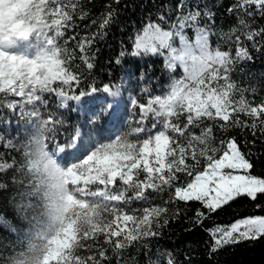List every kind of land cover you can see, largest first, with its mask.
<instances>
[{"label":"snow or ice","instance_id":"obj_1","mask_svg":"<svg viewBox=\"0 0 264 264\" xmlns=\"http://www.w3.org/2000/svg\"><path fill=\"white\" fill-rule=\"evenodd\" d=\"M4 4H8L9 10L0 7L3 13L0 16V109H19L24 122L39 130L43 143L53 145L52 152L64 161L69 181L81 197L77 203L82 208H88L87 201H94L103 209L102 223L79 235L66 229L63 237L51 240L52 247L44 264H105L111 260L109 249L119 256L135 241L158 236V230L168 223L169 209L151 206V193L168 191L169 201L165 204L200 202L208 213L239 196L256 200L257 194H264V177L251 174L253 165L235 138L222 139L216 146L213 126L202 127L205 121L219 122L224 130L239 127L250 130L253 136L264 135V99L259 103L250 101L245 93L255 94L256 89L239 87L231 79L236 62L252 59L241 36L257 51L261 47L257 38H264V29L253 30L245 17L264 16V0H236L228 9L238 15L240 26L225 41L235 45L234 56L230 51L210 47L209 29L198 24L200 11L179 16L171 30L162 29L158 23L147 24L136 35L131 55L163 56L166 50L167 69L174 72L182 68V78L173 80L166 95L150 98L147 104L132 97L129 128L115 139L94 142L89 132L84 140V134L77 128L63 143L57 142V133L64 121L49 109L51 97L56 98L60 108L67 107L69 101L90 98L84 102L90 106L92 123L104 121L103 131L94 130L108 135L107 126L117 120L119 109L107 102V96L98 94L115 97L118 90L114 91L110 84L97 87L95 80L88 84L87 90L80 88L83 74L70 70L68 61L72 57L58 44V39L64 36L63 29L70 26L78 0H0V6ZM114 15L108 11L99 23L100 31L91 38L84 37L77 45L88 70L95 65L94 56L90 57L87 49L96 36L103 38V30ZM205 15L211 19V13ZM160 20L165 21L164 16ZM189 27L195 29V43H189L183 34ZM30 36L39 42L34 58L7 51L16 40ZM177 37L180 47L172 43ZM124 55L122 51L120 56ZM76 89H80L78 94ZM240 114L248 119H240ZM149 116L155 121L151 128L145 124ZM158 124L160 129L153 133ZM195 129H200L199 134ZM7 147L15 145L8 142ZM16 166L14 157L9 163L0 153V173L13 168L17 171ZM180 174L191 179L177 186ZM4 187L0 184V189ZM133 201H143L149 206L130 208ZM178 215L179 209L172 214L173 218ZM196 215L198 221L206 218L200 210ZM211 234L213 251L241 240L264 237V215L239 219L228 228L216 227ZM81 249H87L90 254L81 255ZM167 264L174 262L169 258Z\"/></svg>","mask_w":264,"mask_h":264},{"label":"trees","instance_id":"obj_2","mask_svg":"<svg viewBox=\"0 0 264 264\" xmlns=\"http://www.w3.org/2000/svg\"><path fill=\"white\" fill-rule=\"evenodd\" d=\"M182 3L183 7H180ZM235 3L236 0H78V8L73 13V19L69 22L70 26L63 29L64 36L58 39V44L66 48L72 57L68 61L70 70L83 74L80 88L87 90L88 84L95 80L97 87L110 84L114 91L118 90L115 97L108 94L98 95L107 96V102L115 104L113 107H117L119 111L117 120L107 126L108 135H101L94 129L104 130L103 119L94 125L93 116L88 110L90 106L84 102L90 98H84L80 102L69 101L67 107L60 108L56 98L51 97L49 109L64 121L58 128L57 142H66L77 128L84 134V140L88 139L89 132L94 142L115 139L116 135L126 132L129 128L132 97H135L139 103L147 104L150 98L166 95L173 80L181 77L179 68L173 72L165 66L166 54L163 56L131 55L136 35L141 33L149 23H158L162 29L171 30L172 24L178 23L179 16L187 15L189 11H200L201 17L198 24L200 27L209 29L210 47L230 51L234 56L235 45L225 41L233 29L240 27L238 15L228 11ZM108 11H113L115 15L109 26L103 30L105 33L103 38L96 36L93 44L87 49L88 55L94 56L92 62L95 65L92 70H88L80 59L82 54L77 45L84 37L91 38L93 33L100 31L99 23ZM206 12L212 14L211 19L205 15ZM160 16H164L166 22L161 21ZM245 19L253 30L264 29V16L257 14ZM93 21L96 23L94 24ZM194 32L195 29L190 27L184 30L183 34L188 42L191 41ZM241 39L252 59L236 62L231 72V79L239 87L255 88V94L249 91L245 93V96L250 101L259 103L264 99V38H257L261 45L259 51L252 47L251 42L244 40L243 36ZM37 47L39 42L35 36L13 44V48L27 50V52ZM122 51L125 55L121 57ZM117 59L120 60L119 64L116 63ZM79 90L76 89L77 94ZM9 99L14 98L9 97ZM240 119L248 118L240 114ZM154 122L149 116L145 122L146 127L151 128ZM207 125L213 126L216 146H219L222 139L227 141L235 138L240 150L253 165L249 170L251 174L264 177V135L257 133L253 136L250 130H242L239 127L224 130L219 127V122L205 121L202 127ZM28 127L29 125L21 118L19 109L15 111L7 108L0 109V153L9 163L14 157L17 161L16 167H19L22 160L21 145L25 141ZM160 127L158 124L157 128L153 129V133ZM194 131L199 134L200 129ZM141 136L143 137V134ZM8 142L15 147H7ZM50 147L52 148L53 145ZM203 165L204 161L201 160V169ZM180 177L177 186L191 179L184 174H180ZM18 179L19 173L15 168L0 173V184L6 185L0 189V212L13 217V220L15 217L10 204L17 195ZM149 201L151 206H163L169 209L166 216L168 223L158 230V236L135 241L122 250L119 256L113 255L109 249L108 255L111 260L105 264H167L169 258L174 264H264V237L241 240L213 251L214 243L209 232L214 226L227 225L249 216L264 215V194H257L256 200L239 196L212 213H208L207 209L197 201L187 203L170 201L165 204V201H169L168 191L151 193ZM145 206L149 204L133 201L130 208ZM177 209H179V215L173 218L172 214ZM197 210L204 212L206 218L198 221ZM0 235L10 238L9 232L2 227H0ZM99 242H103V236L99 237ZM80 254L87 256L90 253L87 249H81Z\"/></svg>","mask_w":264,"mask_h":264},{"label":"clouds","instance_id":"obj_3","mask_svg":"<svg viewBox=\"0 0 264 264\" xmlns=\"http://www.w3.org/2000/svg\"><path fill=\"white\" fill-rule=\"evenodd\" d=\"M0 7L9 10L8 4ZM28 125L17 169V195L10 204L15 220L0 212V227L10 234L0 235V264H44L52 247L49 242L63 237L66 229L79 235L103 222L99 203L87 201L88 208L77 203L81 197L69 181L64 161L43 143L39 130Z\"/></svg>","mask_w":264,"mask_h":264},{"label":"rangeland","instance_id":"obj_4","mask_svg":"<svg viewBox=\"0 0 264 264\" xmlns=\"http://www.w3.org/2000/svg\"><path fill=\"white\" fill-rule=\"evenodd\" d=\"M3 15V13H0V16H2ZM144 29V28H143ZM143 31V30H142ZM142 33V32H141ZM195 39H196V34H195V32L193 33V36H192V39H191V41L189 42V43H195ZM172 43H173V46L174 47H180V44H181V42L179 41V38L177 37V38H174L173 39V41H172ZM37 49H38V47L35 49V50H32L31 52H27V50L26 51H23V50H21V49H18V48H13V45L12 46H10L8 49H7V51L10 53V54H16V55H22V56H25V57H27V58H34V56H35V54H36V52H37ZM165 57H164V63H165V66H166V57H167V51L165 50ZM180 70H181V77L180 78H182V76H183V70H182V68H179ZM180 78H178V79H180ZM112 105H115V104H112ZM245 218H247V217H245ZM241 219H243V218H241ZM239 220V219H238ZM237 221V220H236ZM236 221H234V222H236ZM234 222H232V223H230V224H227V225H220V226H214L212 229H210V234L212 233V230L213 229H215L216 227H225V228H228V227H230ZM211 236H212V234H211ZM212 240H213V237H212ZM213 243H214V240H213Z\"/></svg>","mask_w":264,"mask_h":264}]
</instances>
